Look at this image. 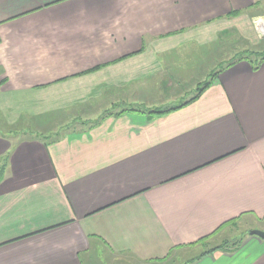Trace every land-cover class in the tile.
I'll use <instances>...</instances> for the list:
<instances>
[{"label":"crops","instance_id":"obj_1","mask_svg":"<svg viewBox=\"0 0 264 264\" xmlns=\"http://www.w3.org/2000/svg\"><path fill=\"white\" fill-rule=\"evenodd\" d=\"M262 8L0 0V264H264L248 235L264 231V62L224 68L164 115L118 114L193 96L218 35L253 43ZM59 130L49 144L30 134ZM194 248L206 250L185 258Z\"/></svg>","mask_w":264,"mask_h":264},{"label":"trees","instance_id":"obj_2","mask_svg":"<svg viewBox=\"0 0 264 264\" xmlns=\"http://www.w3.org/2000/svg\"><path fill=\"white\" fill-rule=\"evenodd\" d=\"M227 35L231 36V33L228 32V31H226L225 33L224 32L220 33L218 35L219 41H222V40L224 41L226 39ZM240 41L242 42V44H240L241 45L240 48L242 49L240 54L237 55V56H234L232 58V60H230L229 62H227L224 65H219L218 64L219 68L217 70H214V71L210 72V74L208 76V79L203 81L201 83L202 85H199L195 89L194 95L189 97L188 99L179 101L176 104H173V106L153 107V108L142 107L143 108L142 110L140 108H137V107H134V106L130 105V106L125 107V109H122L118 114L125 113V112H137V113H141V114H147V116L164 115L166 113L178 110V109L190 104L191 102L195 101L201 95V93L212 83V81L222 72V70L224 68H229L230 66L234 65L236 62L246 61L247 63H249L251 65L253 70L257 69L264 62V54H261L260 51H251V50H249V48H247L248 46H250L248 41H246L244 39H241ZM260 44H262V43L260 42L259 45ZM256 46H258V45H256ZM218 66H216V68ZM97 68H95V69H97ZM76 122H79V121H73L71 123H72V125L73 124L75 125ZM80 123L84 124V121H81ZM68 126L69 125H67V127H65V128H68ZM8 128L5 131V132H7V134H3V137H6V138L15 137L16 134H17V129L16 128H12V127H8ZM59 132H61V130L56 131L53 134L51 133L49 135H43V134H40V133H30V132L29 133L30 134H34V136L37 137V138L45 140V143L49 144V143H51V142H53V141L58 139ZM5 160H6V158H4V160H3L4 162L0 165V178H1L2 174H3ZM238 243H239V240L235 241L233 243L225 242V243L219 245L218 247L213 248L210 251H215L217 249H224L226 247H229V245H231V244H232V247H230V249L234 250L238 246Z\"/></svg>","mask_w":264,"mask_h":264},{"label":"rangeland","instance_id":"obj_3","mask_svg":"<svg viewBox=\"0 0 264 264\" xmlns=\"http://www.w3.org/2000/svg\"><path fill=\"white\" fill-rule=\"evenodd\" d=\"M258 12H259L258 15L252 19L253 25H254V26L252 25V27L254 29L253 30L254 31V34L253 35H255V40H252L253 43L251 42L250 46H248L247 48H249V50H251V51H260L261 54H264V8H262ZM240 40H241V38L238 35H235V34L234 35H231V36L230 35L229 36L227 35L226 36V39L224 41L223 40L221 41L220 51H221V53H223V51H224V53L223 54L220 53L219 57H212L213 55H216V51H217V47L218 46H216L215 48L213 46L211 47V54H210V57H211V59H210V61H211L210 62L211 63L210 71L211 72L214 71V70H217L219 68L218 65H217L218 67L216 68V65H214L215 62H212L215 59H216L215 60L216 62L219 61V65H224L227 62H229L230 60H232V58L234 56H237V55L240 54V52L242 50L240 48V46H241L240 44H242V42ZM260 42L262 44L259 45ZM223 44L225 45L224 48H222V45ZM256 45H258V46H256ZM203 62H204V67H206V63H207L206 58H204V61ZM212 67H214V68H212ZM180 76L183 79H187V81H188V80H190L191 77L194 76V74H191V73H189L187 71V72H183V73L179 74V78L181 79ZM205 78L206 77L203 75V78L202 79L205 80ZM199 85H202V84H199ZM195 87H196V85H195ZM195 87L194 86L192 87L193 90H195ZM188 89H190V88H185L183 90H188ZM194 93H195V91H194ZM183 96H186V97H182L181 100H185V99H188L189 98V95L188 94L187 95H183ZM179 100L180 99H178V101ZM149 105H152V104H149ZM108 107L109 106L106 105V104L105 105H99V106L96 107V110H97V112H100L103 109H106ZM115 110H116V108L115 109L114 108H109L108 109V111H110V112H115ZM248 223H249L248 226H253V227L260 226V224L257 223L254 220H250ZM236 226H237V228H235L232 231L233 232L232 235L229 234L228 235V238H226V239H229L230 240V239H233L236 236H240V235L245 234V230L247 229V224L244 225V224H242V222H239ZM253 230L261 231L259 229H253ZM203 250H206V249H202V251ZM202 251H201V248H194L193 250H191V252L188 255L185 256V258H190V257L196 256V255L200 254ZM180 262L181 261H179V263Z\"/></svg>","mask_w":264,"mask_h":264},{"label":"water","instance_id":"obj_4","mask_svg":"<svg viewBox=\"0 0 264 264\" xmlns=\"http://www.w3.org/2000/svg\"><path fill=\"white\" fill-rule=\"evenodd\" d=\"M248 235L256 236L257 238L264 240V231L250 230L248 231Z\"/></svg>","mask_w":264,"mask_h":264}]
</instances>
